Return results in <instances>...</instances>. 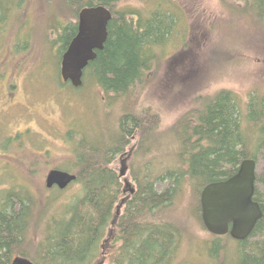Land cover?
Segmentation results:
<instances>
[{
    "label": "trees",
    "instance_id": "trees-1",
    "mask_svg": "<svg viewBox=\"0 0 264 264\" xmlns=\"http://www.w3.org/2000/svg\"><path fill=\"white\" fill-rule=\"evenodd\" d=\"M227 1L232 7L241 4L239 10L254 17L264 30V0ZM120 2L63 0L65 19L49 21L65 43L77 31L83 8L103 5L111 11L104 48L89 63L83 80V85L90 79L102 90L106 103L98 109L95 125L88 118L86 132L81 131V124L70 126L67 132L74 160L59 169L76 173L77 180L68 187L76 188L62 205L61 218L54 213L41 229L50 201L26 186L1 192L0 264H11L17 255L35 264H185L184 246L199 239L192 228L207 230L201 217L203 188L231 177L242 160L257 161L251 149L264 147V98L253 96L245 107L232 91L219 90L202 96L197 108L173 123L170 132L177 145L164 148L165 159L171 161H156L154 153L164 143L159 138L161 118L151 105L140 104L139 88L154 73L155 67L149 64L151 57L152 61L156 58L151 44L167 37L172 21L152 17L134 25L123 13L142 10L120 9ZM9 4L13 8L17 3L0 0L1 28L10 20ZM59 8L63 11L61 3ZM155 11L164 10L158 6ZM62 52L63 48L60 56ZM108 100L115 101L108 104ZM116 103L123 112L115 110L113 118L110 107ZM101 115L111 117L114 126L101 128ZM94 126L101 129V138ZM132 145L136 147L127 173L132 184L126 186L115 161ZM258 182L264 185V171L257 176ZM160 183L166 186L161 189ZM255 200L263 216L250 237L235 240L229 234H210V239L201 242L206 259L220 263L227 254L229 259L222 264H264V193L257 186ZM39 207L42 216L35 220Z\"/></svg>",
    "mask_w": 264,
    "mask_h": 264
},
{
    "label": "rangeland",
    "instance_id": "rangeland-1",
    "mask_svg": "<svg viewBox=\"0 0 264 264\" xmlns=\"http://www.w3.org/2000/svg\"><path fill=\"white\" fill-rule=\"evenodd\" d=\"M12 1H16L17 6L12 8V4H9L11 14L8 13L10 20L6 23V43L10 44L13 37L21 42L28 40L36 43L33 44L32 49L41 52L42 56L46 55L49 49L40 43L45 42L49 21L54 17L64 18L63 0ZM60 3L63 11H60ZM229 5L230 3L225 0H121L118 5L120 9L131 7L142 10V12L154 11L161 6L164 11L180 13L182 16V12H185L187 16L180 21V29H174L177 30L173 32L171 38L169 37L167 45L155 53L159 65L158 67L157 63L152 65L155 67L154 73L152 72L149 80L139 88L140 104L151 105L161 118L159 138L164 143L161 144L163 145L162 150L154 153L157 156L156 161L162 160L164 163L171 161V158L165 159L167 151H164L166 147L171 148L177 145L172 139L170 128L186 112L197 108L202 96L213 95L219 90H230L241 106H244L246 101L249 98L251 100L253 96L264 98V30L254 17L239 10L242 8L241 4L240 6L236 4L235 7ZM185 27L189 29V36L185 41L186 46L183 42L181 44L179 42L180 37L184 39L188 34ZM58 34L53 31L54 43L58 41ZM61 50L54 49L53 59L52 57L50 59L51 64L53 62L52 75L55 77V90L59 83L56 77L60 75L58 62ZM105 97L102 90L99 91L90 79L77 90L68 86L55 96H47V99H51L49 111L34 113L38 118H42V115L53 117V120L49 119L47 123L52 124L50 128L39 127L37 128L38 133L34 132L42 138L38 139L39 145L37 146H43L49 150L48 154L38 153L42 157L49 155L47 161L32 163L34 158L32 152L35 150L44 152L45 149L27 146L22 149L7 150L6 155L14 156L16 159H7L13 161L0 163V194L3 191L26 186L41 195L43 198L40 199L50 201L51 207L43 217V224H40L41 229L44 226V220H48L49 216L54 213H58L59 218L62 217L60 212L63 209L62 205L69 200L76 188L72 186L60 190L57 187L48 189L45 186L46 176L51 169L65 167L74 160L67 143L62 141L61 132L69 130L70 126L75 124L83 125L81 131L86 132V121L89 118L93 121L91 124L96 122L98 109L101 110L106 103ZM114 101L108 100L107 103ZM110 108L114 111L113 118L116 116L115 110H119L120 114L123 112L117 103ZM102 112L105 113V110ZM99 120L98 124H101L103 129L114 126L111 117L105 118L101 115ZM93 125L88 127H93ZM18 128H26L23 121L10 123L6 132L13 133ZM94 129L97 131L95 132L97 137L101 138L102 131L99 126H94ZM135 147V145L129 147L128 151L132 149V156L128 164L134 158ZM251 151L257 153V175L260 176L264 171V147L257 149L255 146ZM127 152L115 161V168L118 172ZM32 170L35 172L33 173ZM122 182L125 185L126 183L132 184L127 175L123 177ZM165 186L166 183L159 184L161 189ZM257 187L264 193L262 183L258 182ZM40 208L42 207L37 208L35 212V220L42 216ZM192 229L199 239L197 243H188L184 246L182 257L186 260L185 264H222L229 259L227 254L222 255L220 263L216 259L212 261L206 259L201 242L204 239H210L211 233L195 225Z\"/></svg>",
    "mask_w": 264,
    "mask_h": 264
},
{
    "label": "flooded vegetation",
    "instance_id": "flooded-vegetation-1",
    "mask_svg": "<svg viewBox=\"0 0 264 264\" xmlns=\"http://www.w3.org/2000/svg\"><path fill=\"white\" fill-rule=\"evenodd\" d=\"M182 10L184 9L182 8ZM182 13L183 16L180 13H174L168 10L162 12L149 10L147 12H126L123 13V15L130 18L134 25H136L140 20L144 23L143 21L146 22L152 17H160L163 21L165 19H170L172 21V30L167 37H164L159 41H154L151 44L152 53L155 54L167 45L170 40L169 37L171 38L173 36V32H175L178 28L180 29V21L184 19V17L187 18L186 13ZM5 25L6 22L4 23L3 28L0 27V163L13 161L7 159H16L14 156L6 155L7 150L14 148L22 149L27 146L36 147L35 149H45L44 152L36 150L32 152L34 154L32 163L43 160L47 161L49 155L42 157L39 156L38 153L48 154L49 150L46 147L37 146L39 145V142L37 143L38 139L42 138L39 134H35L34 132L38 133L37 128L39 127L44 128L47 126V128H50L52 124L48 125L47 123L49 122V119L53 120V117L51 118V116L48 117L46 115H42V118H38L37 115H34V113H42L43 111H46L47 113L51 103V99H47V96H55V94H59L64 87H73L71 82L64 81L60 74L56 77V80L59 82L57 83L58 88L57 90L54 89L55 77L52 75L53 62L51 64L50 59L51 57L53 59L54 49L60 50L63 48V52L58 62L61 70V59L63 53L67 49L73 37L76 35L77 31L70 37V39L67 40V42L63 43V41L58 38V41L54 43L52 39L53 30L48 26L45 35V42H41L40 44H44L49 51L46 50L47 54L42 56L41 52L39 53L38 50L31 48L33 44L36 43H32L28 40L21 42L13 37L10 44H7L5 40ZM175 28L177 29L174 30ZM185 29L188 31L187 36L184 37V39H181V37L179 39L180 44L183 42L184 46H186L185 41L189 36V29L187 27H185ZM50 32H52V34H50ZM100 50H95L96 56ZM157 62H159L158 58H155V60L152 61L151 57L149 60V64L151 65H155ZM87 67L85 68V71ZM246 104L244 105L245 107ZM20 121H23L26 128H18L13 133L10 131L6 132V128L10 123H19ZM67 132L68 129L61 132L62 141L65 143H67ZM22 161L29 162L27 160Z\"/></svg>",
    "mask_w": 264,
    "mask_h": 264
},
{
    "label": "water",
    "instance_id": "water-1",
    "mask_svg": "<svg viewBox=\"0 0 264 264\" xmlns=\"http://www.w3.org/2000/svg\"><path fill=\"white\" fill-rule=\"evenodd\" d=\"M111 11L103 6L83 8L78 14L77 33L61 59V76L74 87L83 84L85 68L96 57L95 50L103 49L108 38ZM132 149L122 160L118 172L125 177ZM77 175L67 170L53 168L45 180L48 189L64 190L76 181ZM128 186V183H126ZM257 186V162L244 159L238 170L229 178L211 182L201 191V217L204 227L217 236L229 234L235 240H245L252 234L263 216L261 204L255 200ZM133 192V189H131ZM11 264H35L31 259L17 255Z\"/></svg>",
    "mask_w": 264,
    "mask_h": 264
},
{
    "label": "bare ground",
    "instance_id": "bare-ground-1",
    "mask_svg": "<svg viewBox=\"0 0 264 264\" xmlns=\"http://www.w3.org/2000/svg\"><path fill=\"white\" fill-rule=\"evenodd\" d=\"M70 172V171H69ZM71 173H73V172H71ZM74 174H76V173H74ZM77 175V174H76ZM77 180V179H76ZM132 193V192H131Z\"/></svg>",
    "mask_w": 264,
    "mask_h": 264
}]
</instances>
